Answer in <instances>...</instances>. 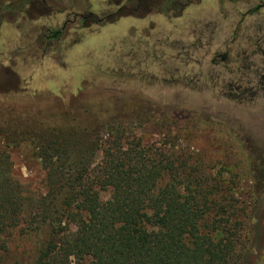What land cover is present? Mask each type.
Masks as SVG:
<instances>
[{"label": "rangeland", "instance_id": "rangeland-1", "mask_svg": "<svg viewBox=\"0 0 264 264\" xmlns=\"http://www.w3.org/2000/svg\"><path fill=\"white\" fill-rule=\"evenodd\" d=\"M13 1L0 0L12 4L0 19V111L23 114L34 127L37 109L60 98H112L126 110L118 124L124 147L138 140L189 157L207 177L229 182L235 200L264 203V0H184L185 8L149 0L113 17L126 0H60L50 9L36 0L35 11ZM71 9L84 22L47 47L46 31ZM10 147L14 179L42 191L37 150ZM33 244L14 235L0 264H27ZM255 264H264V250Z\"/></svg>", "mask_w": 264, "mask_h": 264}, {"label": "trees", "instance_id": "trees-1", "mask_svg": "<svg viewBox=\"0 0 264 264\" xmlns=\"http://www.w3.org/2000/svg\"><path fill=\"white\" fill-rule=\"evenodd\" d=\"M60 100L37 109L34 127L0 111V263L16 234L34 241L27 264L256 263L261 200H235L229 182L189 157L138 140L124 147L126 110L112 98ZM20 143L37 150L42 191L13 177L10 146Z\"/></svg>", "mask_w": 264, "mask_h": 264}, {"label": "flooded vegetation", "instance_id": "flooded-vegetation-1", "mask_svg": "<svg viewBox=\"0 0 264 264\" xmlns=\"http://www.w3.org/2000/svg\"><path fill=\"white\" fill-rule=\"evenodd\" d=\"M35 1L36 0H22V3H20V0H18V1L17 0H14L13 1V5L15 3H17L18 4V8H20L22 5H25V6H29L30 5V7L32 8L30 10L35 11L36 10V7H37V4H38L37 1L36 2ZM183 2H184V0H178V4H179L180 8H185V7H187L189 5V3H191V1H187V2L185 1V4H183ZM40 3L43 5V7L45 9H50V8H53L54 4H57L59 6L60 0H41ZM122 3H121L122 6L117 7L118 10L115 13H113L112 15H109L107 17H111V16L113 17V16L118 15L119 14V10H125L126 12H128V11L133 12V11H137L140 8H144V7L146 8L147 7V4L150 3V1L149 0H136L135 4H133L132 2H129V0H126V1H122ZM50 4H53V5L50 6ZM70 4H71L70 7H72L73 2H71ZM9 5H12V4H9V2H7V3H4V4H2L0 6V12H1L0 19H3L5 17V12L8 10V6ZM150 5H153L152 2L150 3ZM79 7H82V6H79ZM9 9H10V7H9ZM71 10H72V12H68L67 13V15L65 17V21H64V23H63V25L61 27H56L53 30H47L46 31V34L47 35L45 37V41L47 43H50V44H48L47 47L51 46L52 45V42H54V43H60V41H62L63 39H65V37H66V28H67L68 25H71L74 21L75 22L76 21H79L80 23H83L84 22V19L85 18L82 16V14H80L77 11L76 12H73V9H71ZM12 12L14 14V8H12ZM70 17H72L73 20H70L69 19ZM89 17H92V14L89 13L88 14V17H86V19L89 18ZM107 17H103L102 19H99L98 22L105 21ZM13 26L14 27L16 26L17 29L19 27V25H16V23H14ZM19 41L20 40L18 38L17 43H16V46H18ZM31 44L34 45V46H31V48H32L31 50L32 51L36 50V47H35V38H33ZM31 44H29V46ZM46 49H45V51H47ZM17 52H19V51L17 50ZM215 57L216 58H218V57L221 58L222 61H224V59H225L224 56L215 55ZM212 63H213V61H212ZM260 80H261L260 81V85L262 86L263 85V81H264V75L261 76V79ZM237 91H238V89H237ZM262 91L264 92V88H262Z\"/></svg>", "mask_w": 264, "mask_h": 264}]
</instances>
